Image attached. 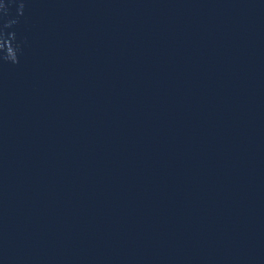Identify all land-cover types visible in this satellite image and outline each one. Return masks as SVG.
Segmentation results:
<instances>
[{"label":"water","instance_id":"obj_1","mask_svg":"<svg viewBox=\"0 0 264 264\" xmlns=\"http://www.w3.org/2000/svg\"><path fill=\"white\" fill-rule=\"evenodd\" d=\"M0 264H264V0H131L0 123Z\"/></svg>","mask_w":264,"mask_h":264}]
</instances>
